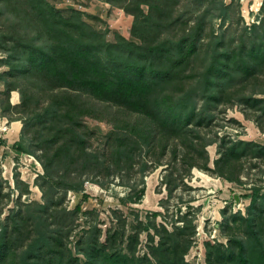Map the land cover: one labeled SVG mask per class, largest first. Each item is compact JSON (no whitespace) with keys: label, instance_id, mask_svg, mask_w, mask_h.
<instances>
[{"label":"trees","instance_id":"obj_1","mask_svg":"<svg viewBox=\"0 0 264 264\" xmlns=\"http://www.w3.org/2000/svg\"><path fill=\"white\" fill-rule=\"evenodd\" d=\"M100 1L133 16L130 39L110 41L83 12L50 0H0V116L22 122L12 148L43 168L42 202L22 201L29 187L17 175L5 217L11 196L0 181V264H189L202 206L181 195L170 214L169 198L192 189L194 168L242 184L244 162L264 161V144L212 130L219 112L237 106L264 132V0L252 24L240 0ZM86 118L109 126L101 146ZM161 166L165 214L128 226L116 207L103 229L96 206L87 208L88 187L116 181L128 188L120 207L130 208L143 200L146 173ZM250 187L245 214L221 210L226 241L204 243L206 264H264V188Z\"/></svg>","mask_w":264,"mask_h":264},{"label":"rangeland","instance_id":"obj_2","mask_svg":"<svg viewBox=\"0 0 264 264\" xmlns=\"http://www.w3.org/2000/svg\"><path fill=\"white\" fill-rule=\"evenodd\" d=\"M50 1L55 3L58 8L64 10L71 8L80 10L84 13V18L98 31L105 33L110 41H113L118 34L127 39L131 38L130 30L133 16L127 14L119 7H114L100 0ZM240 4L242 8L243 3L241 1ZM247 4V2H244L243 10L241 9V11H244L246 18H249L247 12H250V17H252L253 15L251 13L254 14L256 11L252 4ZM259 9L255 14V22L257 23L261 18V11ZM257 14L258 16H256ZM246 18H244L245 22ZM218 23L219 21L216 22V28L218 27ZM92 102L99 106L102 105L95 101ZM85 122L89 127L97 131L94 137V145L101 146V138L108 132L110 129L109 126L92 118H86ZM3 124L7 127L6 122H0V125ZM6 130L7 129L1 131L0 129V132H6ZM212 130L219 132V136L229 134L232 138L264 144V132L259 129L253 120L246 118L240 107L237 106L227 108L225 112H219L213 122ZM207 151L210 157V166L213 167V161L218 158L217 146L215 144L210 145ZM164 168L165 166H161L146 173L144 177L146 191L140 203L133 204L130 208L120 207L117 198L125 196L128 192V188L115 181L106 189L88 187L92 192L93 202L92 204H87V208H93L94 205L96 206L100 213L98 220L100 224H102L101 226L103 229L110 225L109 210L116 207L123 209L127 215L128 226L136 224V217H138V220L145 221L147 216L153 212H163L165 214V210L159 205L161 199H166V197H168L167 191L161 185ZM262 169H264V161H245L244 173L241 177L243 183L239 184L228 182L220 177L211 176L202 170L194 168L191 176L186 179V183L192 189L179 190L178 193L174 194V197L169 198L170 214L174 212L176 205H178V198L181 195L184 200H188L191 197L194 198V201L191 202L192 206H202V210L197 215L196 220L197 234L195 244L185 257L189 264H206L204 248V243L206 241H226L221 236L217 226L221 221V210L230 208L232 212L241 211L245 214V210L250 203V186L257 183L264 188V174L260 175V170ZM35 174H43V168L40 163L36 165L34 161H30L29 155L18 153L12 149L0 151V181H2L4 187L2 192L3 194L10 192L11 196L9 205L4 209L2 217H5L8 210L14 207V201L19 195V191L16 187L17 175L18 180L27 184L29 187V193L22 196V201L42 202V192L39 186L36 185L35 181L38 176L34 178ZM101 200H104L106 204L101 205ZM6 201L8 202V199L3 197V202ZM75 201L76 197L72 193H68L64 205L68 208H72ZM182 208L185 209L183 205ZM170 214H167V220L164 219L165 222L171 221L172 216ZM81 220L82 219H80V222H82ZM157 220L162 222V218L160 217H158ZM140 239V249L144 251L147 240L146 233L143 232Z\"/></svg>","mask_w":264,"mask_h":264},{"label":"crops","instance_id":"obj_3","mask_svg":"<svg viewBox=\"0 0 264 264\" xmlns=\"http://www.w3.org/2000/svg\"><path fill=\"white\" fill-rule=\"evenodd\" d=\"M240 1L243 3V5H244V2H247L248 4H252L254 6V9L256 12L254 14L251 13L254 17H255V14L257 13V10L261 6V3L263 2V0H240ZM243 5H242V8H243ZM242 15L244 18H246V14H244V11L242 12ZM247 15H248V12H247ZM249 16H250V12H249ZM19 101H20L19 94L16 91L12 92L11 103L12 104H18ZM0 122H2V123L6 122L7 123L6 132H0V141L3 142L2 144H0V151L5 150V149L14 150L12 148V146L14 143L19 141V139H20L22 122L19 120L8 121L7 118L1 117V116H0Z\"/></svg>","mask_w":264,"mask_h":264},{"label":"built area","instance_id":"obj_4","mask_svg":"<svg viewBox=\"0 0 264 264\" xmlns=\"http://www.w3.org/2000/svg\"><path fill=\"white\" fill-rule=\"evenodd\" d=\"M262 4V3H261ZM258 11V10H257ZM248 17L249 18H246V23L247 24H251V23H254L255 22V17L254 16H252V17H250L249 16V12H248ZM248 19V20H247ZM249 21H251V22H249ZM1 126H4V127H1ZM0 129H1V131H5V129H7V127L3 124V125H0ZM29 158H30V161H34L35 163H36V165H39V162H38V160L34 157V156H32V155H29ZM38 176V174H35L34 175V178H36ZM211 242H214V240H211Z\"/></svg>","mask_w":264,"mask_h":264}]
</instances>
